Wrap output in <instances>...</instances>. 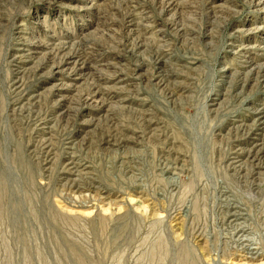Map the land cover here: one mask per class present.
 I'll list each match as a JSON object with an SVG mask.
<instances>
[{
	"label": "rangeland",
	"instance_id": "rangeland-1",
	"mask_svg": "<svg viewBox=\"0 0 264 264\" xmlns=\"http://www.w3.org/2000/svg\"><path fill=\"white\" fill-rule=\"evenodd\" d=\"M0 264H264V0H0Z\"/></svg>",
	"mask_w": 264,
	"mask_h": 264
},
{
	"label": "bare ground",
	"instance_id": "bare-ground-1",
	"mask_svg": "<svg viewBox=\"0 0 264 264\" xmlns=\"http://www.w3.org/2000/svg\"><path fill=\"white\" fill-rule=\"evenodd\" d=\"M71 64V63H70ZM76 66V65H75ZM79 67V66H78ZM63 68V67H62ZM80 69V70H79ZM78 70H76V73H77V75H81L82 74V71L81 70H85V69H87V65L86 66H81V68H79ZM58 70V69H57ZM95 96L93 95V96H91V98L90 99H92V98H94ZM95 100V99H94ZM89 101V100H88ZM258 116V115H257Z\"/></svg>",
	"mask_w": 264,
	"mask_h": 264
}]
</instances>
